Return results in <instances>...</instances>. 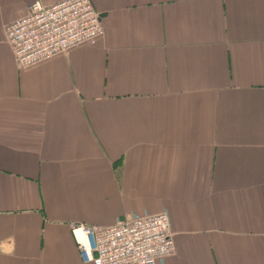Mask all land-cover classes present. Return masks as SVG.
<instances>
[{
    "label": "crops",
    "instance_id": "crops-1",
    "mask_svg": "<svg viewBox=\"0 0 264 264\" xmlns=\"http://www.w3.org/2000/svg\"><path fill=\"white\" fill-rule=\"evenodd\" d=\"M33 1L0 0V264H93L72 223L162 210L163 264H264V0H91L102 35L23 68Z\"/></svg>",
    "mask_w": 264,
    "mask_h": 264
},
{
    "label": "built area",
    "instance_id": "built-area-1",
    "mask_svg": "<svg viewBox=\"0 0 264 264\" xmlns=\"http://www.w3.org/2000/svg\"><path fill=\"white\" fill-rule=\"evenodd\" d=\"M103 33L91 0H34L26 14L5 27V40L20 67L94 43ZM78 252L93 264H163L174 251L169 214H127L106 226L72 223Z\"/></svg>",
    "mask_w": 264,
    "mask_h": 264
},
{
    "label": "water",
    "instance_id": "water-1",
    "mask_svg": "<svg viewBox=\"0 0 264 264\" xmlns=\"http://www.w3.org/2000/svg\"><path fill=\"white\" fill-rule=\"evenodd\" d=\"M101 16H102V15H101V14H99V17H100V19H101Z\"/></svg>",
    "mask_w": 264,
    "mask_h": 264
}]
</instances>
